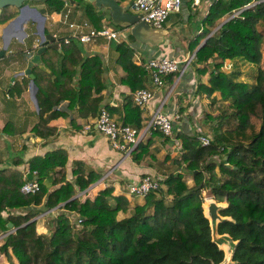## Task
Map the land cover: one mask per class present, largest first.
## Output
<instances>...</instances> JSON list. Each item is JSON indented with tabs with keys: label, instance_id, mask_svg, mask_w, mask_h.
<instances>
[{
	"label": "trees",
	"instance_id": "trees-1",
	"mask_svg": "<svg viewBox=\"0 0 264 264\" xmlns=\"http://www.w3.org/2000/svg\"><path fill=\"white\" fill-rule=\"evenodd\" d=\"M252 0H216L201 17V29L189 40L192 51L225 13L243 7ZM80 4L81 0H76ZM48 11H60L64 0H43ZM84 13L93 27H100V15L91 3L83 2ZM17 12L9 6L0 11V22ZM114 28L123 29L109 18ZM127 33L119 41H111L116 51L115 62L124 71L120 82L129 91L151 84L143 61L129 56ZM60 50L45 46L40 53L42 65L34 64L30 72L36 85L37 126L34 133L44 136L53 127L52 116L65 115L57 105L75 109L80 117L96 116L101 106L100 90L105 86L102 61L96 54L82 55L73 37L66 42L59 38ZM238 59L255 65L253 81L233 77L222 69L226 60ZM189 67L197 80L194 93L220 100L215 102L217 114L210 118L211 135L206 145L199 143L197 131H178L180 153L172 160L175 168L159 180L161 187L149 190L141 202L130 206L125 193L113 194L107 185L92 197H72L69 186L83 190L99 177L93 170L85 171L83 162L75 160L70 168L71 179H64L67 159L62 148L45 151L28 160L27 173L35 176L39 188L23 193L20 186L26 174L16 167L0 168V231L8 229L0 243L8 264H217L223 250L211 240L207 218L202 213L201 191L208 189L216 201H225L219 210L230 219L217 222V233H226L233 245L230 262L226 264H264V1L224 20L195 49ZM207 80L199 75L207 69ZM177 71L162 75L171 82ZM26 83V78L23 79ZM16 86V84H15ZM95 93V94H93ZM109 112L118 110L102 105ZM121 122L136 129L141 127V108L131 101V93L123 95ZM153 135H167L151 130ZM150 137L138 140L130 150L138 162L148 153ZM217 155L216 159L211 158ZM63 169L57 187L54 174ZM186 174L192 180L188 185ZM222 175V178H221ZM64 189L62 197L56 192ZM111 199V200H109ZM205 199V198H204ZM47 216L46 231L37 228L39 218L33 216L55 208ZM118 211L128 214L117 218ZM55 217L51 227V219ZM32 218V219H31Z\"/></svg>",
	"mask_w": 264,
	"mask_h": 264
},
{
	"label": "crops",
	"instance_id": "crops-1",
	"mask_svg": "<svg viewBox=\"0 0 264 264\" xmlns=\"http://www.w3.org/2000/svg\"><path fill=\"white\" fill-rule=\"evenodd\" d=\"M118 1L124 4L128 0ZM215 1L181 0L179 10L169 12L160 26L168 31L163 41L156 46L149 47L133 39L129 42L132 47V50L128 52L129 56L138 63L144 62L150 57L169 55L180 59V64L183 65V61L193 55V51L203 40L204 37L192 51L188 49L189 40L201 29V17L206 13L208 6ZM72 4L75 3L64 0V7L60 11H48L42 2L39 3L38 7L28 5L29 9L22 13L21 21L15 23L9 21L18 14L19 9L9 6L11 10L17 13L0 22V49L3 48V53L0 56V168L16 167L23 171V176H25L29 158L34 155H42L51 149L62 148L67 156L64 165V179H71L70 168L75 160L83 162L85 171L93 170L99 173L98 179L83 190H77L75 186L70 185L69 192L72 197L76 196L80 199L86 196L92 197L98 189L107 185L112 187L113 194L124 193L127 184L134 182L145 173L163 175L175 168L172 160L178 157L181 151L180 139L176 136L178 131H199L210 136L212 121L207 114L213 113L215 115L218 113L217 109H214V105L220 98L216 92L210 96H206L204 93H194L197 77L193 69L189 67V62L182 73L177 74L171 82L163 79V84L155 88L148 84V87L153 90V97L146 105L140 107L141 127L138 129L140 132L139 140L144 141L148 135L151 137L148 153L144 154L138 162L132 159L131 153L112 148L105 135L93 127L85 128V125L90 123L95 116H77L75 109L65 107V100H61L57 104L59 109L65 112V115H54L48 121L53 129L44 136L35 134V129H45L37 126V103L31 94L32 84H34L35 90L36 85L33 82V76L30 79L24 70L30 55L33 53L28 52V49L39 39L40 21L39 17L36 16V11L43 9V20L41 21L43 32L55 35L56 39L54 40L58 41L60 50L59 38L70 35L72 32L68 22L87 20L90 23L87 16H84L83 2L80 3V9H75ZM92 7L100 15L101 25L112 26L108 22L109 17L105 12L99 11L93 5ZM27 18L33 20L34 25L26 32L24 22ZM226 18L227 13L219 17L216 26ZM20 27L24 31V35L20 33ZM74 40L78 43L82 55L96 54L100 57L105 86L99 92L101 94L99 106L107 104L110 107H116L118 110L110 113L117 121L121 122L123 95L131 92L126 84L120 82V77L124 71L115 62L116 51L113 48L112 39L106 40L98 37L89 43H80L76 39ZM48 43L46 42L45 46H48ZM226 64L229 65L226 67ZM37 65H42L41 59ZM222 69L226 72H232L233 77L237 79L253 81L255 65L252 63L228 59L223 64ZM208 70L209 68L204 74L199 75L200 81L205 82L207 80ZM24 78H26V83H23ZM158 106L162 112L172 118L171 133L167 137L160 134L153 135L151 131H144L151 113ZM175 113L177 114L176 118L173 116ZM201 125L203 128L205 125L208 132L200 130ZM62 172L63 169L54 174L53 183L48 187L54 188L62 183L60 180ZM186 182L188 185L192 184L191 178L188 177ZM56 192L60 199L64 189L59 188ZM125 195L129 198L130 204L142 201L138 196H133L134 199L127 194ZM61 203L62 201H59L55 208H50L32 217L39 218L37 228L40 231L47 230L45 227L47 216L49 213L54 214Z\"/></svg>",
	"mask_w": 264,
	"mask_h": 264
},
{
	"label": "built area",
	"instance_id": "built-area-1",
	"mask_svg": "<svg viewBox=\"0 0 264 264\" xmlns=\"http://www.w3.org/2000/svg\"><path fill=\"white\" fill-rule=\"evenodd\" d=\"M196 2V0H193ZM264 1V0H263ZM258 2V0H252L241 8L252 6ZM181 0H132L131 10L141 14L142 18L152 27H160L169 12L178 11L180 8ZM241 8L232 10L227 18L237 14ZM226 18V19H227ZM68 26L72 32L70 35L62 37L66 42L68 37H73L80 43H89L94 41L98 37H102L106 40L119 41L125 38L127 31L123 29H117L107 24H102L100 27H93L87 20H81L79 22H68ZM56 39L55 35H52ZM37 39L32 46L28 49V52H34L38 44ZM58 42V41H57ZM192 55L187 57L181 65V60L175 56H157L150 57L143 62V66L150 74L151 85L159 87L163 84L162 75L169 72L177 71L178 75L182 73L184 67L191 59ZM229 64H226L227 67ZM153 97V90L151 87H141L131 92V101L135 105L142 107L146 105ZM158 106L150 115L147 121L144 131L159 130L165 135H169L172 129V118L162 112ZM173 116L177 117L175 113ZM93 127L103 135H105L108 143L112 148L120 149L129 153L130 150L140 139L139 129L131 127L127 124L117 121L114 116L103 106L98 110V113L94 119L85 125V128ZM196 138L199 143L206 145L210 141V137L207 134L197 132ZM161 175H153L145 173L141 175L137 180L126 185L125 191L131 195L143 196L149 190H155L162 186L159 181ZM39 188L38 181L35 178L26 179L20 186V191L23 193H32ZM203 193V190L201 191ZM203 199L205 196H202Z\"/></svg>",
	"mask_w": 264,
	"mask_h": 264
},
{
	"label": "water",
	"instance_id": "water-1",
	"mask_svg": "<svg viewBox=\"0 0 264 264\" xmlns=\"http://www.w3.org/2000/svg\"><path fill=\"white\" fill-rule=\"evenodd\" d=\"M27 0H0V8L4 6H13L19 9L18 14H16L9 22L15 23L21 21L23 15L22 13L24 11H28L29 7L26 3ZM70 3L73 2L77 4L76 0H68ZM81 2H89L92 3V5L97 8L101 12H105L109 19L115 23L118 26L123 27L127 33H129L134 40L146 44L149 47H153L158 45L163 41V38L167 34V30H165L162 27H152L150 26L141 16L140 13L132 11L131 10V4L132 0H128L126 3L121 4L118 0H81ZM80 2V3H81ZM43 9L40 11H36V16L39 17L40 26H39V41L38 46L34 50V52L30 55L27 63V67L25 68L24 72L27 73L30 76V79L32 78V74L30 73V67L32 64H39L40 63V53L45 48V43L49 42L47 45L51 48L59 50L57 42L54 40V37L50 33L43 32L41 21L43 20L42 16ZM217 26H215L213 29L207 33L209 35L211 32H213L216 29ZM20 33L24 35V31L20 27ZM206 35V36H207ZM206 36L203 38V40L206 38ZM203 40L199 43V45L203 42ZM198 45V46H199ZM3 49V48H2ZM0 49V56L3 53V50ZM194 52V51H193ZM34 90L35 86L32 84V97L34 98ZM27 179L35 178V176L31 175L30 173H26ZM226 206L225 203L221 201H216L213 198H208L206 201H202L201 208L203 215L207 218L209 228H210V236L211 240L214 241L219 248L222 249V245H226L230 248V253L228 259L226 261H223V258L220 262L217 264H226L230 262L229 258H231L232 248L236 240H232L228 234L226 233H217L216 231V224L218 221L223 219H230L229 216H224L219 213V210L224 208ZM32 219V218H31ZM8 229L3 232V235H5L7 232L14 229L12 227L10 222H7ZM215 233L214 238L212 236V233ZM224 257V253H223ZM224 262V263H223Z\"/></svg>",
	"mask_w": 264,
	"mask_h": 264
},
{
	"label": "rangeland",
	"instance_id": "rangeland-1",
	"mask_svg": "<svg viewBox=\"0 0 264 264\" xmlns=\"http://www.w3.org/2000/svg\"><path fill=\"white\" fill-rule=\"evenodd\" d=\"M40 2H42L43 3V0H27L26 1V3L29 5V6H35V7H38V5H39V3ZM72 6H74L75 7V9H80V4H72ZM229 13H227V15H228ZM84 16H86L85 15V13H84ZM81 18H83V17H81ZM81 18H79V19H81ZM78 19V20H79ZM88 19V18H87ZM111 24V23H110ZM32 25H34V22H33V20H31L30 18H27L26 20H25V22H24V28H25V31L27 32L28 31V29L30 28V27H32ZM252 72H251V70H250V74H251ZM247 80H248V78H246ZM215 106V105H214ZM206 124V123H205ZM200 130H203V131H205V132H208L207 131V129L205 128V125H204V128H203V126L201 125V129ZM197 132H199V131H197ZM208 135V134H207ZM216 157H217V155H212L211 156V158H213V159H216ZM186 180L188 179V177H189V175L188 174H186ZM190 178V177H189ZM221 178H222V175H221ZM191 183V182H190ZM124 193L125 194H127V195H129V196H131V197H133V196H136V195H131V194H129L128 192H126V191H124ZM201 194H202V196L204 195L205 196V198H212L211 197V195L209 194V191H208V189H204L203 190V193L201 192ZM139 198H141L142 199V196H138ZM134 198V197H133ZM135 199V198H134ZM109 200H111V199H109ZM204 200V199H203ZM202 200V201H203ZM221 202H223V203H225L226 204V202L225 201H221ZM133 204V203H132ZM132 204H130V206L132 205ZM126 214H128V211L125 213V212H121V211H118L117 213H116V217L117 218H120V217H122V216H124V215H126ZM53 218L51 219V221H52V223L50 224L51 225V227H52V225H54L53 223H54V219H55V217L54 216H52ZM5 232V231H4ZM4 235H3V232H1L0 231V243L2 242V237H3ZM212 236L214 237V238H216L215 237V233H214V231H213V233H212ZM222 247V250H223V253H224V257H223V261L225 262L226 261V259H228V257H229V253H230V248L227 246V244L226 245H222L221 246ZM229 260H230V258H229ZM223 262V263H224ZM0 264H8V261H7V259H6V257L2 254V253H0ZM12 264H17V262H16V260L15 259H12Z\"/></svg>",
	"mask_w": 264,
	"mask_h": 264
},
{
	"label": "bare ground",
	"instance_id": "bare-ground-1",
	"mask_svg": "<svg viewBox=\"0 0 264 264\" xmlns=\"http://www.w3.org/2000/svg\"><path fill=\"white\" fill-rule=\"evenodd\" d=\"M208 200V198H205L204 201Z\"/></svg>",
	"mask_w": 264,
	"mask_h": 264
}]
</instances>
